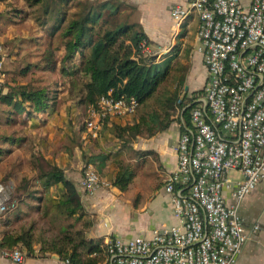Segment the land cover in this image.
Instances as JSON below:
<instances>
[{
  "label": "crops",
  "instance_id": "0c3cea01",
  "mask_svg": "<svg viewBox=\"0 0 264 264\" xmlns=\"http://www.w3.org/2000/svg\"><path fill=\"white\" fill-rule=\"evenodd\" d=\"M16 1L22 7H28L24 0ZM124 1L136 10L135 20L150 42L152 62L161 64L172 60L171 70L176 64L188 67L181 98H185V102L189 101L203 90L208 79L203 56L197 51L200 25L198 16L192 13L180 24L172 17L174 7L185 6L189 0ZM14 2L0 0V45L6 53L4 98L0 102V149L5 152V156H12L29 145L34 158L43 157L48 164L64 171L67 180L75 184L81 196L85 209L83 221L92 223V227L86 231V237L88 240L101 241L104 258L107 244L111 240H129L140 236L151 238L155 231L180 225L165 186L168 177L177 169V145L180 136L190 129V113L185 118V111L177 110L168 128L155 130L150 115L154 109L159 110V106L152 100L150 106L139 108L133 116L110 117L96 137H93L86 130V107L79 102V97H75L77 100L72 99L73 106L71 101L67 102L64 110H58L55 97L56 101L52 102L55 105L44 112H36L34 104L22 93L48 87L42 76H37L44 74L42 55L45 50L42 51L39 41L44 33H36L34 36L28 31L3 33L7 23L21 18L13 15ZM48 91L50 99L53 98L56 89ZM80 109L84 114L82 124L77 117ZM151 127L154 133H150ZM98 156H103L101 170L90 163L92 158ZM90 166L108 184L94 194H88L82 186L84 171ZM121 171L132 176L126 190L114 185ZM16 172H11L14 178L10 181H14V185L20 170ZM29 172L37 174L33 179L36 185H31L30 191H35L34 196L38 198L44 197L39 194L46 196L39 181V170L32 166ZM230 176L237 177L235 173ZM53 192L52 189L50 193ZM225 195L227 201L232 203L231 192L227 190ZM23 197L24 201H16L15 207L6 215L19 209L20 205H29L30 201L39 202ZM241 214L248 229L256 224H260L261 229L247 242L237 264H264V180L244 199ZM10 223H5V227H11ZM3 234L5 232H0V241ZM34 248V254L23 251L25 261L22 264H67L57 254H42L41 245L35 244ZM4 251L6 249L0 248V264H16L3 255ZM84 253L86 258L101 257L96 253Z\"/></svg>",
  "mask_w": 264,
  "mask_h": 264
},
{
  "label": "built area",
  "instance_id": "2783aa9c",
  "mask_svg": "<svg viewBox=\"0 0 264 264\" xmlns=\"http://www.w3.org/2000/svg\"><path fill=\"white\" fill-rule=\"evenodd\" d=\"M192 13L200 22L197 51L208 79L201 94L191 97L195 106L184 102L191 109L190 129L180 136L178 166L165 186L181 224L151 238L109 241L102 264H237L261 229L245 226L241 206L264 180V0H189L175 6L172 17L180 24ZM140 48L149 54L146 41ZM5 66L0 45V102ZM112 93L86 109V130L93 137L110 117L139 110L135 97ZM82 186L94 194L108 184L90 166ZM14 207L11 188L0 185V219ZM3 255L16 264L25 261L20 250Z\"/></svg>",
  "mask_w": 264,
  "mask_h": 264
},
{
  "label": "trees",
  "instance_id": "16d2710c",
  "mask_svg": "<svg viewBox=\"0 0 264 264\" xmlns=\"http://www.w3.org/2000/svg\"><path fill=\"white\" fill-rule=\"evenodd\" d=\"M24 1L29 8L42 7L43 16L35 20L43 28L48 26L45 33L49 38L51 50L48 48L43 54L42 70L52 74L59 71L63 77L66 76L70 80L69 94L71 97H79V102L86 108L96 107L103 96L113 92L116 98L135 97L139 101V108H147L150 106L149 102L154 100V104L159 106V110L154 109V113L150 115L155 130L168 128L177 110L185 111L187 118L191 109L185 106V98H181V92L188 67L176 64L172 68L173 73L179 74L174 78L176 87L172 90H162V85L172 75V60L156 64L152 62V58L145 56L140 46L146 41L149 47L150 42L139 23L133 20L132 14H126L131 10L134 12V18L136 16L135 8L126 1ZM71 4L76 11L68 17ZM56 36L60 45L55 48L53 40ZM56 51L63 53L62 59L55 57ZM22 94L34 104L36 112H44L55 105L51 102L56 98L50 99L47 88L30 89ZM199 94L201 92L195 96ZM189 102L193 106L196 105L193 99H189ZM149 131L154 133L152 127ZM5 155L0 149V159ZM103 162V156H98L92 158L90 163L101 170ZM33 167L39 170V181L46 196L35 197V191H30V180L24 178L16 188V195L12 200L23 202V196L39 202L44 199L55 208L58 215L75 218V224L63 228L62 236L41 245V253L57 254L62 261H69L70 264H102L107 255L106 258L102 257L104 250L101 248V241L88 240L86 237V231L92 227V223L84 222L81 229L75 230L76 223L83 222L85 217V209L75 184L67 180L61 168L48 164L43 157H37ZM131 179V174L121 171L114 185L126 190ZM52 189L55 192L50 193ZM13 212L18 215L20 210ZM32 233V229L19 235L7 232L0 241V248L14 250L21 247L22 252L34 254L36 243ZM84 252L90 255L96 253L101 257L86 258Z\"/></svg>",
  "mask_w": 264,
  "mask_h": 264
},
{
  "label": "rangeland",
  "instance_id": "374dc122",
  "mask_svg": "<svg viewBox=\"0 0 264 264\" xmlns=\"http://www.w3.org/2000/svg\"><path fill=\"white\" fill-rule=\"evenodd\" d=\"M92 1H97V0H92ZM73 4L70 5L68 8V17H71V15L76 11L75 8H72ZM13 9H15L13 12L14 16H20L21 18L18 19L16 22H11L7 23L6 30L3 33H6L8 31H13V32H30L34 36L36 33H44V37H41L39 40L41 43V47L43 50H47L49 47V38L47 34L45 33L47 31V27L43 28L41 27L40 23H37L35 20L37 17H41L42 15V7H36V8H29V7H22V4L18 3V1L15 0L13 4ZM133 13L131 10H128L126 14H132L133 20L135 19L133 16ZM27 16V17H26ZM28 16L30 19H28ZM28 19V20H23V19ZM23 20V21H22ZM54 42V47H59L60 43L57 38V36L53 40ZM44 54V53H43ZM63 53L60 51L55 52V57L56 58H61ZM146 57H150V54H146ZM43 59V55H42ZM60 63V61H59ZM62 65V64H60ZM62 68V66H61ZM179 75L178 73H173L172 70V75L171 77L168 78L167 82H165L162 85V90L163 89H174L175 87V82L174 78ZM37 76H42L44 79V84L48 86L47 90L49 89H56V94L54 91V96L57 97V107L58 110H64V106L67 104V102L71 101V105H74V101L72 99H78L75 98V96H72L69 94L70 90V80L65 76L63 77L62 74L57 71L56 73H42ZM55 85V88H53ZM50 86V87H49ZM53 91L51 92V94ZM182 93V92H181ZM56 95V96H55ZM183 94H181L182 96ZM55 100V101H56ZM52 104V102H51ZM85 107V106H84ZM77 109V108H75ZM82 109V108H81ZM80 109V113H78V121L83 123V112ZM87 109V108H86ZM86 113V111H85ZM75 114V113H74ZM31 148L29 145L24 148V150L21 151H16L12 156H4L3 159L0 160V185H6L10 186L12 190L13 197L16 195V188L19 187L22 183V180L24 178H27L28 180L30 179L31 185L35 187L36 183L33 181L36 175H32L29 172V169L33 166L34 161L36 158H34V155H31ZM21 166V167H20ZM19 167V168H18ZM17 172L20 170V173L17 175V181L16 184L14 185V181H10V179L14 178V174H11V172ZM23 171V172H21ZM16 172V173H17ZM84 176V175H83ZM32 180V181H31ZM11 183V184H10ZM55 192V191H54ZM39 196H44V194H39ZM50 196V195H49ZM17 201V200H16ZM16 201L12 200V204H14ZM20 205V204H19ZM20 212L18 215H15L14 212L12 211L11 214H7L2 220H0V232L1 233H12L14 235H19L25 230L32 229V234L34 237V241L38 245H43L44 243L50 242L60 236L62 233L63 228H67L70 225L75 224V218H67L65 216H60L58 215V212L55 210L53 206L45 202L43 199L42 202H34L30 201L29 205H20L19 206ZM10 212V211H9ZM21 214V215H20ZM8 221H5L7 219ZM5 221V222H4ZM11 222L9 225L11 227H5V223ZM83 222H80L79 224L76 223L75 225V230H78L82 228ZM4 235V234H3ZM21 247H19L20 249ZM22 250V248H21ZM102 263V262H101Z\"/></svg>",
  "mask_w": 264,
  "mask_h": 264
}]
</instances>
